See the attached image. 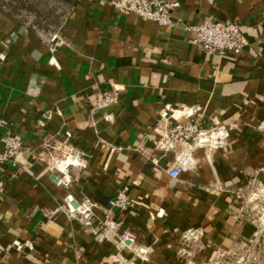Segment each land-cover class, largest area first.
Here are the masks:
<instances>
[{
  "label": "crops",
  "instance_id": "obj_1",
  "mask_svg": "<svg viewBox=\"0 0 264 264\" xmlns=\"http://www.w3.org/2000/svg\"><path fill=\"white\" fill-rule=\"evenodd\" d=\"M167 1L172 27L111 0H0V136L26 146L0 167V264H187V229L197 263H264L248 202L264 205V0ZM208 19L240 24L242 52L193 44ZM106 92L119 103L99 107ZM197 118L221 142L159 146ZM123 188L131 204L105 232Z\"/></svg>",
  "mask_w": 264,
  "mask_h": 264
},
{
  "label": "built area",
  "instance_id": "obj_2",
  "mask_svg": "<svg viewBox=\"0 0 264 264\" xmlns=\"http://www.w3.org/2000/svg\"><path fill=\"white\" fill-rule=\"evenodd\" d=\"M111 3L117 8L134 13L144 19L152 20L161 26L172 27L178 21L174 16V7L167 0H111ZM196 32L192 43L202 48L205 52L219 53L224 55L232 52L239 54L246 45V38L240 24L236 22H221L215 20H205L203 23L194 26ZM119 103V96L116 93L106 92L100 99L98 106L107 107L112 104ZM222 134L210 131L207 133L203 128L200 118L193 119L186 123H176L170 125L164 131L159 146L170 151L177 145H185L190 143H214L221 142ZM26 151L24 142L15 136L12 132H5L0 136V167L4 165H12L16 167L20 164V157ZM192 157L188 154L179 155L169 169V174L173 178H177L192 163ZM58 167L61 162L56 161ZM257 200L260 197L256 193H252L248 198V202L252 205L255 213L257 228L254 237L257 239L264 232V205L259 204ZM131 204V198L126 188L120 189L116 195L108 200L110 215L104 222L103 230L105 232L114 231L120 223L112 219L113 210H126ZM84 206L83 209H87ZM94 232V231H93ZM97 234L98 231H95ZM125 238L132 239V235L126 233ZM183 249L189 256L187 264H205L197 263L194 257L204 248L200 234L194 229H187L183 232ZM189 249V250H188ZM260 254L257 252L250 255L247 264H264ZM240 264H246L244 260L239 261Z\"/></svg>",
  "mask_w": 264,
  "mask_h": 264
},
{
  "label": "rangeland",
  "instance_id": "obj_3",
  "mask_svg": "<svg viewBox=\"0 0 264 264\" xmlns=\"http://www.w3.org/2000/svg\"><path fill=\"white\" fill-rule=\"evenodd\" d=\"M261 254L263 255V253L261 252Z\"/></svg>",
  "mask_w": 264,
  "mask_h": 264
}]
</instances>
